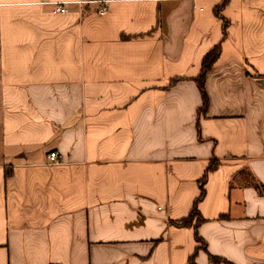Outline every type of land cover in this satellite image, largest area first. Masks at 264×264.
Returning a JSON list of instances; mask_svg holds the SVG:
<instances>
[{
	"label": "crops",
	"instance_id": "1",
	"mask_svg": "<svg viewBox=\"0 0 264 264\" xmlns=\"http://www.w3.org/2000/svg\"><path fill=\"white\" fill-rule=\"evenodd\" d=\"M222 1L0 0V264H187L212 158L195 264H264V0Z\"/></svg>",
	"mask_w": 264,
	"mask_h": 264
},
{
	"label": "trees",
	"instance_id": "2",
	"mask_svg": "<svg viewBox=\"0 0 264 264\" xmlns=\"http://www.w3.org/2000/svg\"><path fill=\"white\" fill-rule=\"evenodd\" d=\"M226 1H222L219 6L215 8V14L218 18L223 19V30H224V37L227 35L228 26L229 23L227 20L222 16V8L224 7ZM221 50H222V42L214 46L211 50L207 52V55L202 60V71L198 77L195 78L196 83H198L201 96L203 97V104L201 108L199 109V113H206L208 110L209 104H210V97H208L207 89H206V79L208 73L213 69V65L217 62V60L221 56ZM200 119H198L197 127L199 136L201 137V126H200ZM220 164V161L217 158H212L210 161V164L206 168L205 175L200 179L199 185H200V194L195 199L194 205L189 213V216L184 217L180 220H172V223L176 225L177 227H183V226H193L194 229H196L195 239L197 242V247L195 253L190 257V261L187 264H195V256L201 249L207 250V243H205L204 239L199 235L197 232L198 225L204 220V217L202 214H200L199 211V204L202 201V199L206 195V181L208 179L209 174L211 171H214ZM261 188V187H260ZM211 264H220L223 259L219 258L217 256L210 255Z\"/></svg>",
	"mask_w": 264,
	"mask_h": 264
},
{
	"label": "built area",
	"instance_id": "3",
	"mask_svg": "<svg viewBox=\"0 0 264 264\" xmlns=\"http://www.w3.org/2000/svg\"><path fill=\"white\" fill-rule=\"evenodd\" d=\"M67 3H69V2H67ZM105 9H106V7L103 6L102 8H100L99 12L103 13V11ZM68 11H69V9L67 6H65V2H58L57 3L55 12L59 13V12H68ZM49 158L53 163H61L62 162V160H60L61 156H60L59 152H57V151L51 152L49 155Z\"/></svg>",
	"mask_w": 264,
	"mask_h": 264
}]
</instances>
